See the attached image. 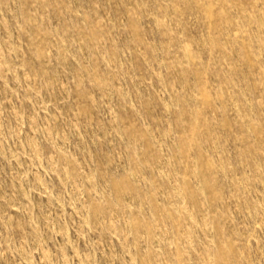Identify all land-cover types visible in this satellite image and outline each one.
<instances>
[{"label": "rangeland", "instance_id": "obj_1", "mask_svg": "<svg viewBox=\"0 0 264 264\" xmlns=\"http://www.w3.org/2000/svg\"><path fill=\"white\" fill-rule=\"evenodd\" d=\"M0 264H264V0H0Z\"/></svg>", "mask_w": 264, "mask_h": 264}]
</instances>
